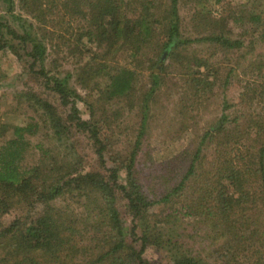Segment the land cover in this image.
Segmentation results:
<instances>
[{"label":"trees","instance_id":"trees-1","mask_svg":"<svg viewBox=\"0 0 264 264\" xmlns=\"http://www.w3.org/2000/svg\"><path fill=\"white\" fill-rule=\"evenodd\" d=\"M3 1L6 10L12 11L15 0ZM19 1L40 24L34 27L30 21L29 27L19 32L0 16V49L7 47L19 54L17 46L23 45L30 68L37 66L35 71L43 78L44 86L58 95L64 110L33 93L37 113L25 124L15 125L11 136L0 142V213L20 209L0 228V264H61L65 260L70 264H155L145 256L149 246L163 252L168 259L164 264H208L188 240L185 225L179 227L189 215H195L215 239H222L226 250H222V257L226 258L220 264H264V140L254 146L250 122L244 126L245 136H240V140L224 112L205 129L185 175L202 161L204 156L199 154L203 146L214 144L221 149L217 150L220 156L213 160L215 166L211 162L216 177L213 182L207 179L206 187L199 191L196 201L204 209L198 211L187 202V209L182 211L184 206L172 199L185 178L157 191L144 190L136 164L141 132L127 152L112 150L113 163L108 164L107 150L122 108L107 102L98 111L96 99L86 96L91 91L81 94L70 83L72 70L61 69L58 72L63 74H57L56 69L49 72L45 68L52 41L46 38L50 5L43 0ZM58 3L69 19H78L82 26L74 39L62 40L75 59L78 83L90 90V83L99 74L105 75L106 87L94 94L109 100L128 94L139 79L138 68L127 63L112 67L107 61L109 54L122 50L136 66H146L148 70L154 67L149 72L153 80L146 93L151 95L157 88L156 65L179 51L180 45L190 42L181 35L178 0ZM253 11L261 25L256 30L261 31L264 43V5ZM15 38L18 42H14ZM197 39L229 48L243 43L223 30L202 33ZM263 64L264 57L255 68L262 70ZM82 72L86 73L84 79ZM78 100L86 106L87 117L82 116ZM227 105L224 102V107ZM252 121L263 130L258 119ZM42 128L55 141H66L64 147L60 150L55 141L31 137ZM33 147L38 157L29 163L26 156ZM121 169L125 171L124 181L119 179ZM254 175L257 181L252 189L248 177ZM229 187L233 191L229 192ZM158 194V198L150 196ZM117 196L125 200L130 215V241L116 205ZM157 203L170 205V210L163 209L156 217H149V210ZM258 234L257 243L252 245L249 240ZM253 247L250 253L246 252ZM76 255L78 260H73Z\"/></svg>","mask_w":264,"mask_h":264},{"label":"rangeland","instance_id":"rangeland-1","mask_svg":"<svg viewBox=\"0 0 264 264\" xmlns=\"http://www.w3.org/2000/svg\"><path fill=\"white\" fill-rule=\"evenodd\" d=\"M43 1H48L51 8L46 24V38L52 40L48 45L45 68L49 72L54 69L58 72L65 68L72 70L70 83L77 86L81 94L86 95L91 91L86 96L96 99L94 105L98 111H101L102 105L107 102L122 108L117 121L119 125L114 127L110 138V148L107 150L108 164L113 163L112 150L127 152L141 132L136 164L144 190L155 188L157 191L161 186H174L181 178H185L181 189L173 195L172 201L178 199V204L184 206L182 211L187 209V202L196 210H203V205L196 199L199 191L206 187L207 179L212 182L215 179L213 165L215 166L216 162L213 160L220 156L221 152L217 150L221 149L214 144L203 146V151L199 154L204 156L202 161L197 163L192 173H185L191 154L197 148L205 129L224 112L231 126L235 128L239 140L240 136H245L244 126L249 122L252 138L255 140L254 146L264 140V64L262 70L255 68L256 63L263 60L264 43L261 31L256 30L261 25L253 16V10L262 8L264 0H178L181 35L189 38L190 42L180 45L179 51L156 65L157 88L151 95L146 93L153 80L149 72L154 70V67L148 70L146 66H136L131 57H127L122 50L109 54L107 61L112 67L116 63H127L128 66L139 70V79L132 90L121 98L111 100L94 94L98 90L100 93V90L106 87L105 75L99 74L94 82L90 83V90L78 83L75 59L69 55L68 45L62 43V40H72L78 35L81 23L78 19H69L67 12L59 6L60 0ZM21 5L19 0H15L13 10L8 12L5 2L0 0V16L19 32H22L24 27H29L30 21L34 23V27L40 24ZM63 13L66 15L63 16ZM222 30L231 38L242 39L243 43L229 48L218 42L197 39L202 33L210 34ZM6 35L10 37L9 33ZM17 47L19 54L7 47L0 49V142L11 136L15 125L25 124L30 116L37 113V104L33 103L32 99L33 93L49 100L58 110H64L58 95L44 86L43 78L35 71L37 66L30 68V60L24 46L18 44ZM149 53L152 52L149 50ZM194 58H197L196 64ZM59 73L63 74L62 71L57 74ZM85 74L82 72L83 79ZM203 87L206 89L204 92L201 91ZM224 102L228 104L226 107ZM78 106L82 116L87 117V108L81 100H78ZM255 119L259 120L257 123L263 130L254 125L256 123L252 120ZM31 137L37 140L43 138L47 142L55 141L44 128ZM55 142L60 144V150L66 144V141ZM29 150L26 160L30 163L37 159L38 154L35 147ZM92 159L93 157L91 161ZM119 174L120 181H124L125 171L121 169ZM248 179V184L252 183V189L256 188L255 175L249 176ZM231 190L233 191L229 187L228 191ZM150 196L158 198L160 195ZM116 205L126 237L130 241V215L126 211L125 200L117 196ZM163 209L170 210V205L155 204L148 212L149 217H156ZM19 211L20 209L16 208L9 213H0V228ZM201 224L195 215H189L179 227L185 225L188 240L201 252L208 264L222 263L223 258H226L222 257V250L226 253L221 245L222 239H215L211 232L204 230L205 225ZM258 236L260 234L249 242L256 244ZM252 249L254 247L246 252L250 253ZM262 249L264 258V247ZM145 256L155 264L168 262L162 251L150 246L145 250ZM76 259L78 260V255L73 260ZM61 264L70 263L65 260Z\"/></svg>","mask_w":264,"mask_h":264}]
</instances>
